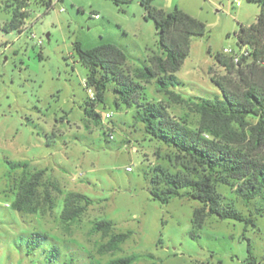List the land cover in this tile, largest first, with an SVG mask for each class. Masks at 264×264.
I'll use <instances>...</instances> for the list:
<instances>
[{"label":"rangeland","instance_id":"obj_1","mask_svg":"<svg viewBox=\"0 0 264 264\" xmlns=\"http://www.w3.org/2000/svg\"><path fill=\"white\" fill-rule=\"evenodd\" d=\"M44 1L27 0L20 33L0 30V264H104L129 255L136 256L133 264H264V191L247 207L219 184L223 201L251 222L208 215L194 230L197 200L174 197L162 204L150 195L149 176L158 164L172 170L168 158L174 149L148 136L134 119L137 105L122 104L112 81L103 102L91 105L89 90L94 97L95 91L85 85L88 70L74 49L76 42L85 50L116 45L126 56L124 73L139 84L138 104L165 105L173 119L195 128L199 114L193 104L221 97L210 78L227 72L214 56L224 59V48L238 50L236 34L256 22L259 3L152 0L157 10L178 8L206 26L205 35L191 37L189 55L175 73L178 84L169 87L176 99L159 91L154 79L139 77L161 52L155 24L139 0H52L48 10ZM11 16L12 8L0 0V25ZM227 76L239 81L236 73ZM85 108L100 115L99 123ZM18 162L27 166L11 170ZM37 170L44 174L36 212H18L12 203L21 179ZM71 192L85 195L91 205L77 220L63 222L60 212ZM99 220L111 221L113 233L129 234L113 252L102 250L109 237L92 231ZM32 233L45 235L41 246L28 244ZM52 247L59 257L46 256Z\"/></svg>","mask_w":264,"mask_h":264},{"label":"trees","instance_id":"obj_2","mask_svg":"<svg viewBox=\"0 0 264 264\" xmlns=\"http://www.w3.org/2000/svg\"><path fill=\"white\" fill-rule=\"evenodd\" d=\"M113 1L115 4L130 2ZM255 1L260 6L256 22L240 26L236 34L238 48H247L250 57H242L235 64L229 57L222 59L219 55L214 56L215 61L227 72L220 78H210L220 90L221 97L203 98L193 104L199 114L195 128L184 121L173 119L165 105L152 102L138 104L136 96L139 84L123 71L126 56L122 49L111 43L87 50L82 49L78 42L74 44L79 61L88 70L85 85L95 91L90 104L103 102L106 85L112 81L113 91L122 104L128 108L137 105L134 119L143 124L148 136L174 149L173 159L168 158L169 162L173 160L172 170L158 164L154 173L149 176L150 195L162 204L174 197L197 200L200 206L193 210L194 230L203 227L208 215L251 222V218L246 217L233 204L223 201L217 189L219 184L229 186L231 192L247 207L264 191V0ZM26 2L27 0H3L5 8H12V16L0 25V30L6 33L21 32L26 17L21 9L26 6ZM151 2L152 0H139L146 16L155 24L161 52L150 58L149 66L139 70V77L154 79L159 91L180 99L169 87L178 84L175 73L189 55L191 37L205 35L206 26L178 8L165 13L155 9ZM42 5L48 10L52 7V0H45ZM232 73L238 75V82L227 76ZM114 105L119 107L116 99ZM84 113L96 124L99 123V114L87 108ZM26 166L25 163L18 162L11 164L10 169ZM43 174L44 170H37L28 177H22L12 203L16 211L36 212L35 196ZM45 197L49 199L47 193ZM89 205L91 200L85 195L71 192L64 198L60 218L63 222H73ZM92 231L109 237L102 245V250L109 252L118 249L129 236L126 232L113 233V224L109 220L96 221ZM191 236L194 237L195 233H191ZM45 238L43 234L32 233L27 242L35 248L41 246ZM46 256L57 258L59 251L52 247ZM135 260L136 256L129 255L110 259L104 264H133Z\"/></svg>","mask_w":264,"mask_h":264},{"label":"built area","instance_id":"obj_3","mask_svg":"<svg viewBox=\"0 0 264 264\" xmlns=\"http://www.w3.org/2000/svg\"><path fill=\"white\" fill-rule=\"evenodd\" d=\"M234 5L235 6H239L240 5V2L238 0H235L233 1ZM95 17H98V15H95ZM223 53L231 58V60L236 64L242 57H250V53H249V50L245 47H242V48H238L237 51H234L230 48H224L223 49ZM90 94H91V98L93 99L94 98V94L92 93L91 90H89ZM104 118L105 119H109L111 118V113H105L104 115ZM110 138H113L112 135H110Z\"/></svg>","mask_w":264,"mask_h":264}]
</instances>
